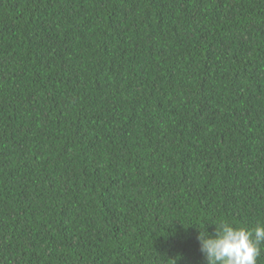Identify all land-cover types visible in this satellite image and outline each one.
Instances as JSON below:
<instances>
[{"label": "trees", "instance_id": "trees-1", "mask_svg": "<svg viewBox=\"0 0 264 264\" xmlns=\"http://www.w3.org/2000/svg\"><path fill=\"white\" fill-rule=\"evenodd\" d=\"M220 222L264 224V0H0V264H206Z\"/></svg>", "mask_w": 264, "mask_h": 264}, {"label": "clouds", "instance_id": "clouds-1", "mask_svg": "<svg viewBox=\"0 0 264 264\" xmlns=\"http://www.w3.org/2000/svg\"><path fill=\"white\" fill-rule=\"evenodd\" d=\"M209 233L199 229L197 240L206 264H257L264 245V224L255 228L234 227L220 222Z\"/></svg>", "mask_w": 264, "mask_h": 264}]
</instances>
